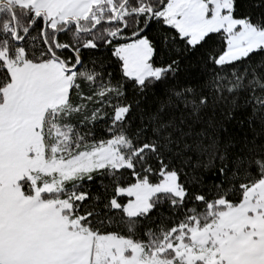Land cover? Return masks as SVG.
I'll return each mask as SVG.
<instances>
[{
  "label": "snow or ice",
  "instance_id": "snow-or-ice-1",
  "mask_svg": "<svg viewBox=\"0 0 264 264\" xmlns=\"http://www.w3.org/2000/svg\"><path fill=\"white\" fill-rule=\"evenodd\" d=\"M0 264H264V0H0Z\"/></svg>",
  "mask_w": 264,
  "mask_h": 264
}]
</instances>
